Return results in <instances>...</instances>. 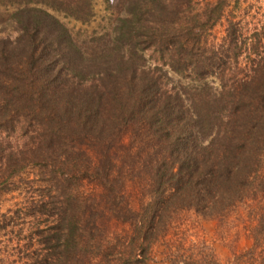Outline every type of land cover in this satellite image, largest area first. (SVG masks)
Listing matches in <instances>:
<instances>
[{
  "label": "trees",
  "instance_id": "16d2710c",
  "mask_svg": "<svg viewBox=\"0 0 264 264\" xmlns=\"http://www.w3.org/2000/svg\"><path fill=\"white\" fill-rule=\"evenodd\" d=\"M226 5L114 0L90 51L46 3L14 10L0 30V189L43 174L32 264H147L177 211L222 219L241 204L251 245L229 264H264V26ZM169 262L220 264L192 245Z\"/></svg>",
  "mask_w": 264,
  "mask_h": 264
},
{
  "label": "rangeland",
  "instance_id": "374dc122",
  "mask_svg": "<svg viewBox=\"0 0 264 264\" xmlns=\"http://www.w3.org/2000/svg\"><path fill=\"white\" fill-rule=\"evenodd\" d=\"M207 1L214 0H202V3ZM28 2L30 5L46 3L79 44L90 51L102 42L109 29L114 0H0L1 31L8 32L17 26L12 20L14 10ZM78 5L83 8L82 12L75 11ZM87 6L88 13L85 12ZM225 15L249 30H261L264 26V0H227ZM224 23L217 25V35L222 34ZM44 183L43 174L32 167L0 189V264H32L38 246L37 228L42 224L29 215L27 207ZM127 188L131 193L136 189L131 182ZM245 211L243 204L238 205L222 219L193 210L177 211L166 230L151 245V259L147 264H170V257L182 253L190 245L194 246V251L199 248L209 250L220 264H229L234 253L243 252L251 245Z\"/></svg>",
  "mask_w": 264,
  "mask_h": 264
}]
</instances>
